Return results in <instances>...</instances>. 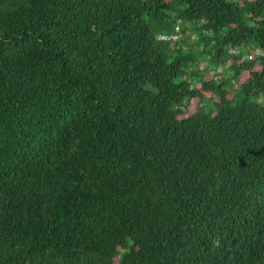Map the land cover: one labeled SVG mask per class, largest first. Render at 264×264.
<instances>
[{
  "label": "trees",
  "instance_id": "obj_1",
  "mask_svg": "<svg viewBox=\"0 0 264 264\" xmlns=\"http://www.w3.org/2000/svg\"><path fill=\"white\" fill-rule=\"evenodd\" d=\"M0 264H264V0H0Z\"/></svg>",
  "mask_w": 264,
  "mask_h": 264
},
{
  "label": "rangeland",
  "instance_id": "obj_2",
  "mask_svg": "<svg viewBox=\"0 0 264 264\" xmlns=\"http://www.w3.org/2000/svg\"><path fill=\"white\" fill-rule=\"evenodd\" d=\"M194 106H195V100L190 104V111H193Z\"/></svg>",
  "mask_w": 264,
  "mask_h": 264
},
{
  "label": "clouds",
  "instance_id": "obj_3",
  "mask_svg": "<svg viewBox=\"0 0 264 264\" xmlns=\"http://www.w3.org/2000/svg\"><path fill=\"white\" fill-rule=\"evenodd\" d=\"M256 51H260V54L263 53V51L260 50L259 48H256L255 53H256Z\"/></svg>",
  "mask_w": 264,
  "mask_h": 264
},
{
  "label": "built area",
  "instance_id": "obj_4",
  "mask_svg": "<svg viewBox=\"0 0 264 264\" xmlns=\"http://www.w3.org/2000/svg\"><path fill=\"white\" fill-rule=\"evenodd\" d=\"M160 38H164L165 36H159ZM260 51H256V54H259Z\"/></svg>",
  "mask_w": 264,
  "mask_h": 264
}]
</instances>
